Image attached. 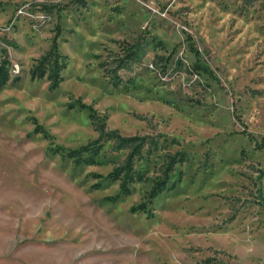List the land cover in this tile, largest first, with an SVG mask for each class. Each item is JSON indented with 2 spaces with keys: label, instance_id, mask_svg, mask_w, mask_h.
<instances>
[{
  "label": "rangeland",
  "instance_id": "1",
  "mask_svg": "<svg viewBox=\"0 0 264 264\" xmlns=\"http://www.w3.org/2000/svg\"><path fill=\"white\" fill-rule=\"evenodd\" d=\"M85 2L0 0V58L21 76L0 88V264H264V147L241 133L264 136V0ZM57 25L69 61L50 90L30 68ZM141 36L147 53L114 87L100 60ZM190 43L219 81L192 69ZM158 55L171 58L166 71ZM102 124L157 141L136 157L143 179L129 193L109 177L129 148L105 139L96 163L80 165L55 152ZM177 151L189 159L175 187L150 201ZM260 186L264 196V175Z\"/></svg>",
  "mask_w": 264,
  "mask_h": 264
},
{
  "label": "trees",
  "instance_id": "2",
  "mask_svg": "<svg viewBox=\"0 0 264 264\" xmlns=\"http://www.w3.org/2000/svg\"><path fill=\"white\" fill-rule=\"evenodd\" d=\"M79 2L82 6L86 5L85 0H75ZM56 5H46L42 4L44 10L52 11ZM61 35V26L57 25L56 34L53 37L51 46L48 51L44 53L41 57L36 59V62L30 68V78L31 80H40L43 78L48 79V86L50 90L57 89L62 81L64 80L62 72L68 67V55L60 51L58 38ZM153 41V40H152ZM155 41V40H154ZM153 41V43H154ZM192 43V42H191ZM190 43V49L194 52L195 61L192 64V69L196 72H202L210 76L211 78L219 81L213 68L208 64V62L203 58L202 53L199 48L195 47L194 44ZM151 41H147L144 36L139 37L133 43H127L122 52L114 54V56H109L107 59L100 60L99 66L103 68L106 76L109 77L110 82L114 87H119L124 79L120 74L122 69H131L133 63L141 62L145 54L147 53V48L150 46ZM156 46L163 44L161 41H156ZM100 58V56H98ZM157 58L162 61V68L166 71L169 67L170 59L163 55H158ZM158 61V60H157ZM181 64L182 61L178 59ZM14 65L9 59L8 55L0 58V88L10 84L17 83L21 80L20 75H15L12 72ZM81 107H88L84 103H80ZM101 133L98 138L83 144L77 148H64L58 146L55 149L56 153L67 156L74 160L77 164L90 163L94 164L100 154L103 147V141L113 140L118 145V147L129 148V152L124 160V162L115 167L110 173L109 177L115 180H120V186L124 193H129L130 183L134 181H141L143 175L135 169L136 157L142 154L143 149L146 146L157 145V141L149 135H123L118 130H105V125L101 126ZM36 131H40L46 134V130L41 126L36 127ZM241 133L244 134L250 141L255 144V147L260 149L264 147V136L259 140L253 133L248 131L245 126ZM188 156L184 151H177L174 154L169 155L167 162L164 164L163 176L157 180L152 186L149 192V200L152 201L164 190L175 187V182L168 185L170 180V175L172 171L175 170L177 164H183L188 161ZM264 175V167L259 171L257 176L258 189H257V202L264 206V196L261 190L260 181ZM143 207V206H142Z\"/></svg>",
  "mask_w": 264,
  "mask_h": 264
}]
</instances>
